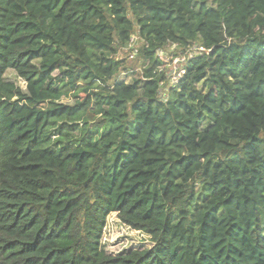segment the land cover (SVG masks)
Listing matches in <instances>:
<instances>
[{
	"label": "trees",
	"instance_id": "obj_1",
	"mask_svg": "<svg viewBox=\"0 0 264 264\" xmlns=\"http://www.w3.org/2000/svg\"><path fill=\"white\" fill-rule=\"evenodd\" d=\"M0 264H264V0H0Z\"/></svg>",
	"mask_w": 264,
	"mask_h": 264
},
{
	"label": "rangeland",
	"instance_id": "obj_2",
	"mask_svg": "<svg viewBox=\"0 0 264 264\" xmlns=\"http://www.w3.org/2000/svg\"><path fill=\"white\" fill-rule=\"evenodd\" d=\"M136 35L133 38V41L136 40ZM197 46V45H195ZM194 47V46H193ZM132 48L131 45L128 46V48H125L121 51L119 56L121 57H129L130 55V49ZM159 57L166 63L164 66L165 69H167V76L171 77L174 74L175 71L182 70L185 67L184 61H178L175 62L177 58H183V57H189V52H181L176 51V48L172 45H169L166 49L161 50L158 52ZM122 75V73H121ZM131 74L125 75L128 81L131 80L130 77ZM7 79L14 81L17 85L21 86L23 89L26 88V82L20 78L13 70L8 71L7 73ZM168 84H166L164 87L166 88ZM64 102H72V99H64ZM149 237L145 235L144 233L134 230L124 224L121 219L118 217L117 213H112L108 216L107 224L105 227V233L103 236V244L105 246V249L112 254H117L124 249H128L131 247H137L138 245H141L142 247H148L150 245L149 243Z\"/></svg>",
	"mask_w": 264,
	"mask_h": 264
},
{
	"label": "built area",
	"instance_id": "obj_3",
	"mask_svg": "<svg viewBox=\"0 0 264 264\" xmlns=\"http://www.w3.org/2000/svg\"><path fill=\"white\" fill-rule=\"evenodd\" d=\"M203 51L205 50L204 47L202 46H192L189 48L188 52H189V57H192L194 55V53H196L197 51ZM134 56V54L132 55ZM188 57V58H189ZM186 56L183 57V58H177L175 62H178V61H184L186 63L187 59H188ZM185 67L182 69V70H179V71H175L174 74L172 75L171 77V83L174 84L176 83L182 76L183 74L185 73Z\"/></svg>",
	"mask_w": 264,
	"mask_h": 264
}]
</instances>
